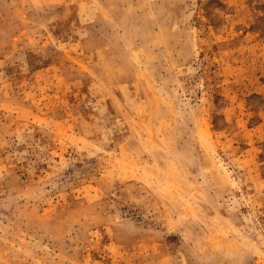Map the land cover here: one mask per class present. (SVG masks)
<instances>
[{"label": "rangeland", "instance_id": "rangeland-1", "mask_svg": "<svg viewBox=\"0 0 264 264\" xmlns=\"http://www.w3.org/2000/svg\"><path fill=\"white\" fill-rule=\"evenodd\" d=\"M0 264H264V0H0Z\"/></svg>", "mask_w": 264, "mask_h": 264}]
</instances>
